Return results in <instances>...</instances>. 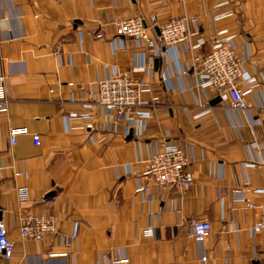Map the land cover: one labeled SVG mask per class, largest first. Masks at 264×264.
Here are the masks:
<instances>
[{"label":"crops","instance_id":"obj_1","mask_svg":"<svg viewBox=\"0 0 264 264\" xmlns=\"http://www.w3.org/2000/svg\"><path fill=\"white\" fill-rule=\"evenodd\" d=\"M130 18L142 19L153 36L172 19H188L186 48L176 59L168 53L170 63L139 49L116 27ZM220 32L245 59L241 69L259 82H240L250 113L228 111V93L196 86L194 73ZM116 39L126 48L114 53ZM150 64V77L135 71ZM263 71L264 0H0V75L9 100L0 114V219L16 245L14 257H0V264H110L123 257L132 264H264V239L252 233L261 209L243 201L264 206V195L255 193L264 189ZM115 72L150 84L141 101L154 110L142 136L126 135L114 120L102 130L100 111L87 109L100 81ZM85 113L94 117L91 128L65 120ZM11 129L27 135L12 145ZM163 140L192 148L190 189L160 193L145 176L147 158ZM137 182L150 186L151 199L137 192ZM28 214L53 217L57 231L42 241L21 237ZM195 221L212 226L202 242L192 236ZM150 223L154 238L144 236Z\"/></svg>","mask_w":264,"mask_h":264},{"label":"built area","instance_id":"obj_2","mask_svg":"<svg viewBox=\"0 0 264 264\" xmlns=\"http://www.w3.org/2000/svg\"><path fill=\"white\" fill-rule=\"evenodd\" d=\"M7 19L8 16L6 15ZM187 21L188 19H172L161 25L158 28L159 33L155 36L149 32L140 18L118 21L116 27L121 37L133 39L139 49H152L158 57L162 56L167 63H170L166 58L168 53L176 59L179 48L181 50L186 48L190 36ZM225 33L220 32L218 34L212 51L203 59L194 73L196 86L204 90L224 91L230 97L228 111L250 113L251 105L240 90V82L245 81L254 86L258 85L259 82L257 77L241 69L245 59L238 58L232 38H219ZM118 41L119 39H116L111 42L114 53L121 48H126V43L123 40L119 43ZM135 71L145 72L148 77L155 72L152 64L148 65L147 69L140 67L136 68ZM162 74L165 75L164 78L168 84L171 78L170 70L168 68L162 70ZM260 76L264 84V71L260 73ZM5 81L6 76L0 75V114H5L9 110ZM99 87V93L94 96V104L88 105L87 109L91 110L95 106L100 111L104 119L102 130L110 129L114 120L115 123L125 126L126 135L136 130L137 134L142 136L147 127V121L152 117L154 110L152 102L141 101L142 93L149 90L150 84L147 81H134L126 75L115 72L111 77L100 81ZM154 101H157V98ZM202 107L205 108V106ZM262 107L264 108V105ZM65 120L67 123L72 120H83L86 122L87 128H91L94 117L90 113L71 114L65 117ZM22 135H27V133L11 129L9 134L11 144L16 145L18 138ZM32 140L35 146L41 145L40 135H32ZM194 161L195 156L192 148H184L171 141H157L154 151L147 158V170L144 174L149 180H152L153 185L160 193L169 187L188 190L193 186L194 176L186 168ZM17 175L21 176L22 173ZM150 189V186H144L137 182V192L145 193L151 199ZM255 193L264 195V189L256 190ZM25 194V191L19 192L22 201L26 200ZM243 201L252 209H261L260 219L253 226L252 233L253 235L261 234L264 239V206H258L247 199ZM211 230L212 226L209 222L195 221L192 226V236L202 242L209 236ZM56 231L57 223L53 217L28 214L21 218L19 233L23 238L42 241ZM144 236L147 238L155 237V228L151 223L145 229ZM15 249V241L10 236L8 226L4 220L0 219V257L7 261L11 260L14 257ZM202 260L207 261V257ZM110 264H132V262L128 257H123L113 259Z\"/></svg>","mask_w":264,"mask_h":264},{"label":"water","instance_id":"obj_3","mask_svg":"<svg viewBox=\"0 0 264 264\" xmlns=\"http://www.w3.org/2000/svg\"><path fill=\"white\" fill-rule=\"evenodd\" d=\"M156 66L157 67L159 66V61H156ZM221 100H222L221 98H217V99H215V101L213 103H219V102H221ZM131 137H132V135H131Z\"/></svg>","mask_w":264,"mask_h":264},{"label":"rangeland","instance_id":"obj_4","mask_svg":"<svg viewBox=\"0 0 264 264\" xmlns=\"http://www.w3.org/2000/svg\"><path fill=\"white\" fill-rule=\"evenodd\" d=\"M128 77V76H127Z\"/></svg>","mask_w":264,"mask_h":264}]
</instances>
